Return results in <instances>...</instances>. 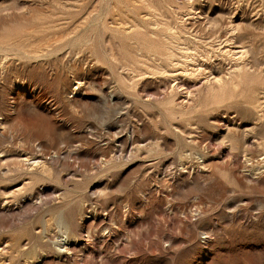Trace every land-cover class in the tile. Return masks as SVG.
<instances>
[{
    "label": "rangeland",
    "instance_id": "obj_1",
    "mask_svg": "<svg viewBox=\"0 0 264 264\" xmlns=\"http://www.w3.org/2000/svg\"><path fill=\"white\" fill-rule=\"evenodd\" d=\"M0 264H264V0H0Z\"/></svg>",
    "mask_w": 264,
    "mask_h": 264
},
{
    "label": "bare ground",
    "instance_id": "obj_2",
    "mask_svg": "<svg viewBox=\"0 0 264 264\" xmlns=\"http://www.w3.org/2000/svg\"><path fill=\"white\" fill-rule=\"evenodd\" d=\"M38 156L41 157V156H44V155H43V153H40ZM26 161H29V159H26L25 162ZM34 161H35V163H39L38 159H34Z\"/></svg>",
    "mask_w": 264,
    "mask_h": 264
}]
</instances>
